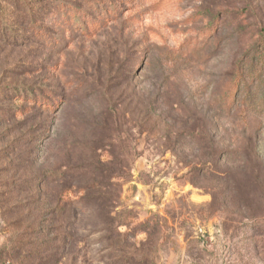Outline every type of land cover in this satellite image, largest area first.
Segmentation results:
<instances>
[{
  "label": "rangeland",
  "instance_id": "obj_1",
  "mask_svg": "<svg viewBox=\"0 0 264 264\" xmlns=\"http://www.w3.org/2000/svg\"><path fill=\"white\" fill-rule=\"evenodd\" d=\"M263 62L264 0H0V264H264Z\"/></svg>",
  "mask_w": 264,
  "mask_h": 264
},
{
  "label": "trees",
  "instance_id": "obj_2",
  "mask_svg": "<svg viewBox=\"0 0 264 264\" xmlns=\"http://www.w3.org/2000/svg\"><path fill=\"white\" fill-rule=\"evenodd\" d=\"M70 7V9H71V6H69ZM119 8V6L118 5H111V9L113 10H115V11H113V12H116V10ZM69 9V10H70ZM109 9H110V7L108 8H106V14H108V13H110L109 12ZM63 13H66V15L69 13V11H67L66 12V10H64L63 11ZM76 16V12L74 13V17ZM73 17V18H74ZM72 18V19H73ZM76 19H77V21L75 22H71V24H62L61 25V27L60 28H62V29H65V31H69V32H71L72 31V25L73 26H75V29L77 30V27H81V32L82 33H85V34H88V35H93V34H95L99 29H100V26L102 25V23L99 21V20H93V19H91V20H89V19H86L85 20V23H84V20H83V18H78V16L76 17ZM65 25H68V26H65ZM264 63V62H263ZM262 66H264V65H262ZM235 85L234 86H232V89H233V91L231 92H229V100H230V102H231V105L235 102V100H236V98H235V95H234V91L236 90L235 88ZM67 198V197H66ZM75 207L76 208H78V207H80V205L79 206H76L75 205ZM74 206H73V208L75 209V212H76V208H75Z\"/></svg>",
  "mask_w": 264,
  "mask_h": 264
}]
</instances>
